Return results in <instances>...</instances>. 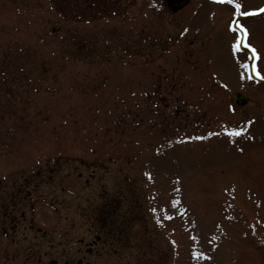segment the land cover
Instances as JSON below:
<instances>
[{
    "label": "rangeland",
    "instance_id": "rangeland-1",
    "mask_svg": "<svg viewBox=\"0 0 264 264\" xmlns=\"http://www.w3.org/2000/svg\"><path fill=\"white\" fill-rule=\"evenodd\" d=\"M165 1L0 0V264H264V0Z\"/></svg>",
    "mask_w": 264,
    "mask_h": 264
},
{
    "label": "flooded vegetation",
    "instance_id": "flooded-vegetation-1",
    "mask_svg": "<svg viewBox=\"0 0 264 264\" xmlns=\"http://www.w3.org/2000/svg\"><path fill=\"white\" fill-rule=\"evenodd\" d=\"M106 203H107V202H106ZM114 212L116 213V211H115V207L112 208V209H110L108 215H106V218H107L110 214L113 215ZM111 217H112V216H111ZM106 218H105V216H104L103 219L100 220L101 222H98V225H100V226H99L100 228H98V229H99V230H103V231H105L106 233H108V231L112 232L111 229L109 230V228H107V220H106ZM102 223L104 224V226L102 225ZM106 228H107V229H106ZM95 237L98 238L99 235H96ZM111 238H113V237L111 236ZM107 239H108V236H107V237L104 236V238H102L100 242H101L102 245H105L106 247H108V246L110 247V246H111V242H110V244L108 245V244H107ZM109 239H110V237H109ZM113 239H114V238H113ZM91 242L94 243V242H95V239H92Z\"/></svg>",
    "mask_w": 264,
    "mask_h": 264
},
{
    "label": "snow or ice",
    "instance_id": "snow-or-ice-1",
    "mask_svg": "<svg viewBox=\"0 0 264 264\" xmlns=\"http://www.w3.org/2000/svg\"><path fill=\"white\" fill-rule=\"evenodd\" d=\"M221 2H223V0H221ZM227 2H229V3H234V4H235L236 11H237V12L240 11V9H241V4H240V3H237L236 0H227ZM240 27H241L242 31H244V32L247 31V30L244 28L243 25H241ZM239 43H240V38L238 37V38H237V42H236L235 47H239ZM248 47H249V48H252L253 53L256 52V49H255L251 44H249ZM259 74H260V73H259V71H258V72H257V75H259ZM249 123H251V121H249ZM234 131H235V130H234ZM237 134H238V133H237ZM210 135H211V133H210ZM154 211H155V210H154ZM196 255H203V253H197Z\"/></svg>",
    "mask_w": 264,
    "mask_h": 264
},
{
    "label": "water",
    "instance_id": "water-1",
    "mask_svg": "<svg viewBox=\"0 0 264 264\" xmlns=\"http://www.w3.org/2000/svg\"><path fill=\"white\" fill-rule=\"evenodd\" d=\"M185 0H179V1H176V2H172L173 5H180L182 3H184ZM243 101V95H238L237 97V102L238 103H241Z\"/></svg>",
    "mask_w": 264,
    "mask_h": 264
}]
</instances>
